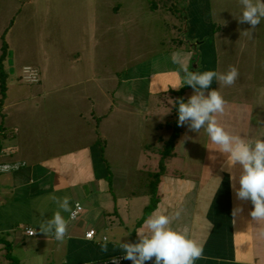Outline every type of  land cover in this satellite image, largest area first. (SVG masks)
<instances>
[{
    "label": "rangeland",
    "instance_id": "obj_1",
    "mask_svg": "<svg viewBox=\"0 0 264 264\" xmlns=\"http://www.w3.org/2000/svg\"><path fill=\"white\" fill-rule=\"evenodd\" d=\"M241 12L240 0H0V57L5 43L11 45L4 62L8 92L3 106L0 94V124L9 130L19 127L26 140L45 143L46 151L58 150L61 144L82 143L83 127L77 122L92 124L90 131L94 129L99 139L109 120L100 124L93 114L91 106L100 102L94 80L113 92L138 67L146 71L150 67L151 71L180 68L169 62L174 56L193 71L194 54V59L206 58L208 71L223 73L236 67L239 77L235 84L223 86L213 80L211 87L228 100L254 103L264 118V20L251 35L246 34L243 31L251 25L239 23ZM187 41L198 50L188 51ZM36 65L41 68L42 83H27L24 67ZM181 88L189 89V97L194 94L190 86ZM87 92L91 102L81 100ZM171 95L153 97L161 110L151 115L149 123H136L135 129L121 110L112 115L124 122L108 131L113 140L107 153L116 155L118 182L130 180L137 193L145 191L150 173L158 171L164 148L158 138L169 140L174 133ZM7 101L12 106L5 109ZM80 114L87 120L80 121ZM181 127L184 135L170 169L190 168L204 159V129L195 133L187 125ZM52 130L62 140H50ZM13 134L11 130L8 137ZM90 136L85 135V141ZM100 140L105 146L106 140ZM148 145L150 150L145 148ZM42 150L38 148V152ZM194 152L199 155H192Z\"/></svg>",
    "mask_w": 264,
    "mask_h": 264
},
{
    "label": "crops",
    "instance_id": "obj_2",
    "mask_svg": "<svg viewBox=\"0 0 264 264\" xmlns=\"http://www.w3.org/2000/svg\"><path fill=\"white\" fill-rule=\"evenodd\" d=\"M7 45L10 49L11 45ZM203 45L199 43L201 48ZM191 56L193 63L194 57ZM205 59H200L195 71H208V61ZM170 61L173 62V59ZM27 67L40 72L41 84V68L38 65ZM182 75L181 68L151 71L150 67L146 71L144 67H138L136 71H130L113 92L104 90L100 82L94 80L95 93L98 92L100 102L91 106L93 114L100 124L109 120L105 122L106 131L99 135L106 140L105 146L97 138L95 130L90 131L92 124L86 122L77 124L83 127L82 135H91L86 137L87 141L83 136L82 143H73L69 147L61 144L58 150L54 147L47 151L43 148L45 143L39 144L40 140H26L19 127L11 129L14 138H9L11 130L4 123L0 124V142L4 146L0 165H18L10 172H0V264H88L116 258L124 253L114 248V241L130 232V235L121 238L122 241L137 242L135 230L141 228L153 212L165 210L172 215L179 211L180 218L173 221L172 227L187 230L190 236L202 243L203 257L195 264H264V240L256 236L258 229L264 227V222L258 225L249 215L253 209L251 201L236 199L229 173L221 170L226 158L208 149L213 147L208 136L201 152L204 159L200 164L180 170L173 165V169H170L169 164H174V158L178 157L177 147L184 135V129L181 130L159 186L160 201L149 216L146 217L151 201L149 183H146L148 190L145 188L142 193H137L130 180L118 182L115 175L119 173L116 155L108 156L107 153L113 140L108 131L111 126L114 129L115 124L122 125L124 121L112 115L121 110L134 129L139 121L149 123L151 115L161 110V106L155 104L152 98L178 91L171 88L181 81ZM189 89L185 92L186 99L189 98ZM89 95L87 92L81 100L91 102ZM102 98L106 100L102 101ZM172 98L174 110L175 98ZM225 100V113L219 117V121L226 130L250 140L264 138V118L259 115V108L254 103ZM8 102L5 109L12 106ZM173 110L172 120L175 119ZM139 116H142L141 120ZM79 120L87 119L80 114ZM159 128L157 125L156 129ZM50 140L62 139H56L52 130ZM165 141L158 138L163 146ZM39 147L43 149L42 153L38 152ZM145 148L150 150L152 146ZM192 155L199 154L194 152ZM210 156L215 159H210ZM159 158L161 161V153ZM159 166L160 162L158 171ZM123 171L128 173L126 169ZM216 177L222 180L217 191ZM50 195L68 196L74 209L77 204L84 208L75 221L69 218L68 213H62L68 221V235L64 242L39 232V219H50L57 210L56 205L48 200ZM237 206H242L243 211L234 219L233 209ZM37 208L47 210L43 217L36 211ZM35 229L36 235H28V230ZM92 230L96 232L95 238L87 239L86 235ZM104 236L110 238L107 252L100 250ZM126 264H132V261L128 260ZM145 264L150 262L146 261Z\"/></svg>",
    "mask_w": 264,
    "mask_h": 264
},
{
    "label": "clouds",
    "instance_id": "obj_3",
    "mask_svg": "<svg viewBox=\"0 0 264 264\" xmlns=\"http://www.w3.org/2000/svg\"><path fill=\"white\" fill-rule=\"evenodd\" d=\"M242 12L237 19L239 23H247L251 28L243 31L251 35L258 25L264 20V0H240ZM173 62L180 65L183 73L181 81L173 88L190 86L194 90L185 102L182 98L175 101L178 112V126L187 125L189 131L198 133L204 129L213 147L208 149L219 152L226 159L221 170L227 171L230 176L231 187L239 201H251L253 209L249 215L258 225L264 222V138L250 140L243 135L229 132L220 123L219 117L225 113L227 101L217 89H210L213 80L219 85L232 86L239 77L236 67L230 66L226 72L216 71H190L182 58L173 57ZM207 92V94H206ZM210 159L215 157L210 156ZM13 167L10 164L0 165V172H10ZM218 181V190L222 180ZM237 184L239 187H237ZM216 193V192H215ZM48 200L56 205V211L50 219H39V232L46 236L52 235L58 242H64L68 235V221L62 213H68L69 218H77L79 205L74 209L71 198L50 195ZM36 211L43 217L46 209L37 208ZM242 206L233 209V218L242 213ZM181 213L170 214L167 210L153 212L143 223V226L135 230L137 242L122 241V237L130 235V232L120 236L114 241L115 247L124 253V259L132 261V264H145L146 261L155 259V264H195V261L203 257V245L197 239L190 236L187 230H178L172 227L173 221L180 218ZM37 229L30 230L29 235H35ZM256 236L264 240V227L258 229ZM110 238L103 237L100 243L102 252L108 251ZM99 243V241H98ZM112 264H118L113 257Z\"/></svg>",
    "mask_w": 264,
    "mask_h": 264
},
{
    "label": "trees",
    "instance_id": "obj_4",
    "mask_svg": "<svg viewBox=\"0 0 264 264\" xmlns=\"http://www.w3.org/2000/svg\"><path fill=\"white\" fill-rule=\"evenodd\" d=\"M174 1L176 3H180V2H188L189 0H174ZM3 49H4V54L0 57V94L2 96V101H3L1 106L5 104V101L7 99V92H8V86H7L8 74L6 73L5 68H4V62L6 59L5 55L7 54L6 52H8L7 43H5ZM195 62L196 60H193V64H195ZM185 92H186V88H181L180 90L176 92H171V93H172V96L175 98V101L182 98L186 102L188 99L185 98ZM173 112H174L175 119H173L171 123L175 125L174 133L172 134L169 140L164 142V148L161 150V161H160L159 171L155 173L154 172L150 173L151 181L149 182V191H150L151 201L146 211V217L149 216V214H151L156 209L160 201L159 186L162 181V178L165 176L167 172L166 163L173 156L176 141L181 134L182 128L181 126H178V123H177L178 121L177 106H174ZM0 133H1V130H0ZM3 148L4 146L0 142V153L2 152Z\"/></svg>",
    "mask_w": 264,
    "mask_h": 264
},
{
    "label": "built area",
    "instance_id": "obj_5",
    "mask_svg": "<svg viewBox=\"0 0 264 264\" xmlns=\"http://www.w3.org/2000/svg\"><path fill=\"white\" fill-rule=\"evenodd\" d=\"M23 79L27 83H30V84L39 83L40 74H39V72L36 69H34L32 67H27V68L24 69V77H23ZM2 155H3V153L1 152L0 153V157ZM77 205H79L80 207L78 209L77 218L75 220H77L79 218V216L81 215V213L84 211V208H83L82 205H80V204H77ZM76 206H75V209H76ZM75 220H72V221H75ZM29 232H30V230L27 231L28 235H29ZM32 236H34V235H32ZM95 236H96V232L94 230H92L86 235V238L90 239V240H93L95 238ZM123 257H124V255L116 257V259L118 260V264H126L128 262V260L124 259ZM112 260H113V258L109 259V260H106V261L91 262V263H88V264H112ZM149 262H150V264H155V259L153 258L152 260H149Z\"/></svg>",
    "mask_w": 264,
    "mask_h": 264
},
{
    "label": "water",
    "instance_id": "obj_6",
    "mask_svg": "<svg viewBox=\"0 0 264 264\" xmlns=\"http://www.w3.org/2000/svg\"><path fill=\"white\" fill-rule=\"evenodd\" d=\"M186 20H187V18H186ZM186 43L188 45V51H190V52L194 51L195 52L196 50H198L196 45L194 43H192L191 41H187ZM194 57H196L195 54H194ZM194 60H196V62L193 65V71L198 69L200 59L199 58H195Z\"/></svg>",
    "mask_w": 264,
    "mask_h": 264
}]
</instances>
